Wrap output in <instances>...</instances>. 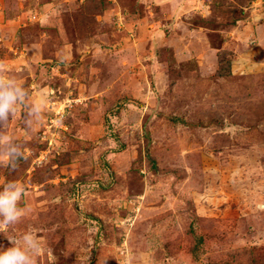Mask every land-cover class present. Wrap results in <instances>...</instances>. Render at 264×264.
<instances>
[{"label":"rangeland","instance_id":"rangeland-1","mask_svg":"<svg viewBox=\"0 0 264 264\" xmlns=\"http://www.w3.org/2000/svg\"><path fill=\"white\" fill-rule=\"evenodd\" d=\"M0 61L42 109L0 128L25 156L0 190L26 189L0 246L35 229L34 264H264V0H0Z\"/></svg>","mask_w":264,"mask_h":264},{"label":"clouds","instance_id":"clouds-1","mask_svg":"<svg viewBox=\"0 0 264 264\" xmlns=\"http://www.w3.org/2000/svg\"><path fill=\"white\" fill-rule=\"evenodd\" d=\"M29 92L21 84L4 75V62L0 61V128L15 116L20 108L26 128L42 118V109L38 104L29 107L26 99ZM23 146L15 142L7 134H0V164L15 171L18 162L24 159ZM26 194L25 187L17 181L3 184L0 190V233L18 223L25 215V209L20 202ZM11 244L6 249L0 246V264H34L33 257L41 251L42 240L35 229L26 231L19 239L8 240Z\"/></svg>","mask_w":264,"mask_h":264},{"label":"crops","instance_id":"crops-1","mask_svg":"<svg viewBox=\"0 0 264 264\" xmlns=\"http://www.w3.org/2000/svg\"><path fill=\"white\" fill-rule=\"evenodd\" d=\"M183 3V2H182ZM179 4H176V5H174L172 8L174 9V11H176V9H178L179 8Z\"/></svg>","mask_w":264,"mask_h":264},{"label":"trees","instance_id":"trees-1","mask_svg":"<svg viewBox=\"0 0 264 264\" xmlns=\"http://www.w3.org/2000/svg\"><path fill=\"white\" fill-rule=\"evenodd\" d=\"M239 20V19H238ZM236 21V20H235Z\"/></svg>","mask_w":264,"mask_h":264}]
</instances>
